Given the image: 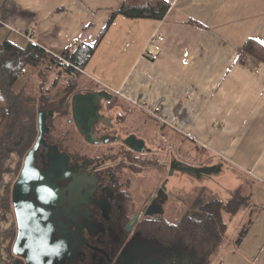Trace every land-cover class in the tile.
<instances>
[{
  "label": "crops",
  "instance_id": "1",
  "mask_svg": "<svg viewBox=\"0 0 264 264\" xmlns=\"http://www.w3.org/2000/svg\"><path fill=\"white\" fill-rule=\"evenodd\" d=\"M125 1L0 0V46L33 43L60 56L96 45L79 90L111 91L125 120L136 119L144 138L167 141L175 159L186 163L181 150L205 152L236 170L230 194L250 184L244 227L253 222L240 242L241 232L235 245L225 242L214 264H264V62L241 52L250 40L264 46V0H165L162 20L118 14ZM256 203L263 210L255 217Z\"/></svg>",
  "mask_w": 264,
  "mask_h": 264
},
{
  "label": "flooded vegetation",
  "instance_id": "2",
  "mask_svg": "<svg viewBox=\"0 0 264 264\" xmlns=\"http://www.w3.org/2000/svg\"><path fill=\"white\" fill-rule=\"evenodd\" d=\"M104 91L112 96L111 100L105 95L97 109L95 99H84L78 112L82 130L91 129L100 141L88 143L73 120L72 100L80 93ZM121 105L106 89L92 87L73 92L67 106L70 112L64 116L80 139L72 138V152L63 149V137L59 140L57 131L53 134L46 114L47 131L36 153V169L25 176L23 185L16 186L26 156L38 139V122V136L24 156L21 169L13 173L2 194L0 191L1 204L7 193L8 203L4 206L9 208L11 226L8 254H2L5 258H0V264H193L187 254L176 252L167 235L158 232L167 206L174 204V193L169 189L171 178L181 170L168 173L159 186L152 185L147 197L142 193L133 196L131 191L145 179L157 178L158 173L150 166L158 168L161 164L171 169L173 162L183 161L166 157V144L144 138L139 128L123 133L117 124L124 122L125 113H115L113 121L109 116ZM127 139L131 146L125 143ZM139 141L145 145L137 144ZM159 153L164 158L157 164L154 161ZM193 174L199 178L206 175ZM19 222L24 224L23 238L16 252Z\"/></svg>",
  "mask_w": 264,
  "mask_h": 264
},
{
  "label": "trees",
  "instance_id": "3",
  "mask_svg": "<svg viewBox=\"0 0 264 264\" xmlns=\"http://www.w3.org/2000/svg\"><path fill=\"white\" fill-rule=\"evenodd\" d=\"M170 3L165 0H126L118 14L132 19H154L162 20ZM95 47L79 45L72 54H62L71 64L82 69L86 66ZM244 54H251L264 62V46L254 40L248 41L241 50ZM23 69H28L30 77L20 80L17 74ZM72 68L65 66L57 56H53L41 47L30 43L23 48L9 40L0 46V191L3 187L1 179L11 172V161L15 155L22 152L23 158L20 160L21 169L24 156L32 145L26 146L28 139L34 138L38 134L39 114L45 112L51 114L49 124L54 131L59 130L66 135L65 130L56 129L57 123H67L64 116L69 109L71 94L77 91L78 75H71ZM66 75L68 85L61 90L58 98L47 94L37 95L36 84L44 91L51 79L57 85V79ZM40 79V81H39ZM56 81V82H55ZM57 88V86H56ZM33 92L36 93L34 96ZM31 95H33L31 97ZM41 104L38 107V104ZM63 120V121H62ZM57 137V136H56ZM37 138V135H36ZM35 142V141H34ZM29 147V148H28ZM27 151L23 152L22 149ZM24 154V155H23ZM199 192L192 199L190 206L184 211L178 221L172 222L165 216L161 218L158 232L160 235H167L168 243L173 245L176 252L187 254L193 264H214L217 260L221 248L226 242V234L229 221L236 217L242 210L252 206L250 184L246 182L238 188L230 197L223 200L218 194L208 187H198ZM197 189V188H196ZM8 203L5 192L4 204ZM0 202V231L3 229V222L8 219L7 206ZM252 219L244 227L251 226ZM248 229H243L237 243L247 233ZM169 237V238H168Z\"/></svg>",
  "mask_w": 264,
  "mask_h": 264
},
{
  "label": "rangeland",
  "instance_id": "4",
  "mask_svg": "<svg viewBox=\"0 0 264 264\" xmlns=\"http://www.w3.org/2000/svg\"><path fill=\"white\" fill-rule=\"evenodd\" d=\"M28 72H29V70L27 69V73L22 75L20 80L25 81V79L29 78L30 74H28ZM80 74H82V73H80ZM56 76L57 75H55V77ZM55 77L52 76V78H50L49 83L46 85L44 91H42V92H41L38 84H36L37 86H36L35 90L38 91V93H37L38 96H40L42 93V94H47L48 97L49 96L50 97L55 96L56 98H58L61 90H63V89L60 90V88L61 87L62 88L67 87L69 78H67V76L64 74L60 79H57L58 84L54 85L53 84L54 81H52L51 79L56 80ZM76 78H78V77H76ZM39 81H40V79H39ZM77 82H79V80H77ZM56 86H57V88H56ZM78 90H79V88H78ZM35 94L36 93L33 92L34 96H36ZM33 95H31V97ZM38 101H40V103L38 104V107H39L42 102H41V100H38ZM115 113L117 114V113H119V111L115 110L114 114L112 113L111 115H109V116H112L111 117L112 121L114 119V116L116 115ZM50 116H51V114L47 115L48 121L50 119ZM116 122H118V121H116ZM146 122H145V124H146ZM149 122H150V120H149ZM142 124H144V123H142ZM137 125H138V123H137L136 119L131 120L128 118L127 120H124V122H122V124H117V127L122 128L124 130L123 133L127 134V133L131 132V130H133L132 128H134ZM61 128H62V130H65L66 132H68V135H63L61 133V131L57 130V138H59V140H61V138L63 137V142L61 144L62 148L66 149L69 152H72V150H70V148L73 147V144H71L73 142L72 138H79L80 136L78 135V132L76 131V129L74 128V126L72 124L68 125L65 122L57 123L56 129H61ZM169 130H170L169 128H166L165 133L170 132ZM155 131H157V129H155ZM141 133H142V136L144 137L145 135H144V131L142 129L139 130L140 135H141ZM36 135L38 136V134H35V136H34V138H32V140L28 139L26 141V143H25L26 146L29 145V147H30V145H32L34 143V141L36 140ZM55 135H56V133H55ZM159 137H160V134H159ZM57 138H56V141H57ZM156 140L158 142H160V140L158 138H156ZM170 147L171 146H168V144L165 145L164 155L166 157L171 156V158H174L175 151L172 149V147L171 148ZM28 148L26 150L24 148V149H22V151L23 150L27 151ZM25 151H23V152H25ZM181 151L183 153L181 155V157L184 159L187 158L186 163H188L192 167L197 168V167H200V165L201 166L203 165L207 168H217L218 167L219 169H221L223 171H221V173H218V175L216 174L215 170L213 172H208L206 174L207 175L206 177H204V176L201 177L202 179L195 176L192 172L177 171L173 176L174 179L171 178V183L169 186L170 191H172L174 193V204L170 205L169 207L167 206V208H166L167 213L165 214V217L168 220H171L172 222H174V221L176 222L181 218L184 211L186 210V207H185L186 204H187V208L190 206V204L192 202L191 200L194 199L195 195H197V193L199 192L198 187H203L202 185L206 184L207 186L205 185L204 187H208V188H211L212 190H214L216 187H218L217 185H220L221 188H219L217 192H223V195L225 197L224 199L226 200L230 195H232V194H230L231 193L230 190L233 188H229V187H232L234 185L237 186L239 184V181H237V180L239 179L238 177H240L238 175L239 173H237L236 170H234L233 168H230L229 166H226L225 169H222V165H219V162H217L216 159L211 158L210 154H207L205 152H203V154L202 153L198 154V152H190L189 153L190 155L185 157L186 150H181ZM159 154H161V155H159V157L154 161L157 164H159L162 161V158H164L162 153H159ZM196 154H198V155H196ZM177 156H178V154H177ZM200 157H201V160L204 159V157H206L207 161H208L207 164H204L205 161H200L199 160ZM22 158H23L22 152L19 153V155H15L13 157V159L10 163L11 172L9 174H7L6 176H4V180L1 179L2 185H7L8 182L12 179L13 173L15 171H17V169L19 167V163H21L20 160ZM179 159H180V156H179ZM147 164L145 165V168H148ZM216 164H218V165L216 166ZM149 168L156 170L155 173L156 174L158 173L157 178H154L152 181H151V179H145L144 182L143 183L141 182L137 188H135V189L132 188L131 191H133V196H137L138 193H142L143 196L147 197V195H148L147 193L151 190L152 185L159 186L161 184V182L171 172L170 166L164 167L161 164L158 168L155 164H154V166H150ZM222 172H225L223 175L224 177L220 178L219 175L220 174L222 175ZM207 177H209V178H207ZM202 182H203V184H202ZM219 196L221 197V195H219ZM138 197L142 198V195L140 194V195H138ZM253 203H254V201H253ZM256 205L253 207V214L255 217L257 215H259L261 210H263V208L261 206H258L259 205L258 203H256ZM251 209L252 208H249V209H247V211L242 212L235 219V221L229 225V231H228V235L226 238L227 239L226 240L227 245L228 244L232 245V246L235 245V243H234L235 236H238V234L240 232H242L243 229L249 230L250 226L247 228H244V225L246 224V223L244 224V222L248 219V216L251 215V212H250ZM245 214H247V215L245 216ZM8 222H9L8 219H6V221L3 222V227H2L3 229L0 231V258H5L2 254H5V253L8 254V249H6V247H7L8 242L11 239V237H9L11 226H10V222L9 223ZM0 223H1V219H0Z\"/></svg>",
  "mask_w": 264,
  "mask_h": 264
},
{
  "label": "water",
  "instance_id": "5",
  "mask_svg": "<svg viewBox=\"0 0 264 264\" xmlns=\"http://www.w3.org/2000/svg\"><path fill=\"white\" fill-rule=\"evenodd\" d=\"M95 93L96 94H92V95L91 94H87V95L85 94L84 95L83 93H80V94H77V95H75L73 97V100H72L73 113H74L73 120H76V124H77V126H78V128L80 130L83 129V124H80V116H78V112H79V110L81 108L82 100L84 101V99H88V98L95 99V101H97V109H98L99 106H100V101L105 95H108V99L109 100L112 99V96L110 94H108L106 91L99 92V93L95 92ZM88 103L89 102H85V105H88ZM45 118H46V113L45 112H41L39 114V136H38V139H37L35 145L33 146V148L30 150V152L26 156L23 172H22V175H21L20 179L16 183V186L23 185L25 183V181H26L25 176L28 175L29 173L35 171V169H36V167H35L36 153H37L39 147L41 146V144L44 143V137H45L46 131H47L46 130ZM71 122H72V120H71ZM81 134L85 136V140L88 143H93L94 142L93 139H97V137L93 135L91 129H89V131L82 130ZM105 142H108V141H104V143ZM96 143L99 144L100 141L97 139ZM125 143L127 145L131 146V140L130 139H127ZM138 143L139 144L141 143V144L145 145V143L143 141H139V142H137V144ZM137 150L138 151H143V149H140V148H137ZM176 170L192 172V173H195L196 175H202V174H207L208 172H213L216 169L215 168H207V167H205V168H196V167L189 166L186 163L175 161L171 165L170 174L173 175ZM150 209L151 208H149V210ZM149 210L147 211V214L149 213ZM23 226H24V224L19 222V236H18L17 242L15 244V251L16 252H17L19 244L22 242Z\"/></svg>",
  "mask_w": 264,
  "mask_h": 264
},
{
  "label": "built area",
  "instance_id": "6",
  "mask_svg": "<svg viewBox=\"0 0 264 264\" xmlns=\"http://www.w3.org/2000/svg\"><path fill=\"white\" fill-rule=\"evenodd\" d=\"M57 57L61 60V62H62L65 66L68 65V66H70V67L72 68V72H71V75H72V76H76L77 73H83V69H82L81 67H79V66H75V65L71 64L67 59H65V57H63V56H57ZM152 58H153L154 60H156V59H157V56H152ZM25 72H26V70L23 69L20 73L17 74V76L20 77V76L23 75ZM118 93H119V92H118ZM167 143H168V142L165 141V144H167Z\"/></svg>",
  "mask_w": 264,
  "mask_h": 264
},
{
  "label": "snow or ice",
  "instance_id": "7",
  "mask_svg": "<svg viewBox=\"0 0 264 264\" xmlns=\"http://www.w3.org/2000/svg\"><path fill=\"white\" fill-rule=\"evenodd\" d=\"M262 43H264V41H261Z\"/></svg>",
  "mask_w": 264,
  "mask_h": 264
}]
</instances>
